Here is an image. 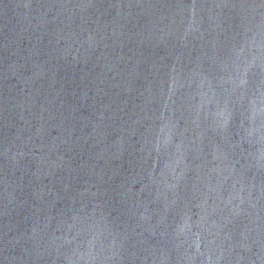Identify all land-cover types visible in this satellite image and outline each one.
<instances>
[{"label":"water","instance_id":"1","mask_svg":"<svg viewBox=\"0 0 264 264\" xmlns=\"http://www.w3.org/2000/svg\"><path fill=\"white\" fill-rule=\"evenodd\" d=\"M0 264H264V0H0Z\"/></svg>","mask_w":264,"mask_h":264}]
</instances>
